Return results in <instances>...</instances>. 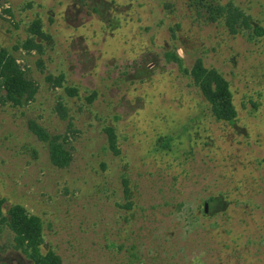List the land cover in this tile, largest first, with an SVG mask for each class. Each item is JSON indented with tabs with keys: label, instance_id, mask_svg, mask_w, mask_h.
<instances>
[{
	"label": "rangeland",
	"instance_id": "obj_1",
	"mask_svg": "<svg viewBox=\"0 0 264 264\" xmlns=\"http://www.w3.org/2000/svg\"><path fill=\"white\" fill-rule=\"evenodd\" d=\"M227 2L252 29L233 34L211 19L209 5ZM36 18L50 35L42 51L22 46ZM256 26L264 28V0H0V44L38 84L22 106L0 100L4 210L20 203L40 216L42 250L63 264H264ZM198 58L229 81L234 120L213 116L189 73ZM48 74H64V86ZM30 121L62 136L68 166L52 163ZM0 264H33L1 223Z\"/></svg>",
	"mask_w": 264,
	"mask_h": 264
},
{
	"label": "trees",
	"instance_id": "obj_2",
	"mask_svg": "<svg viewBox=\"0 0 264 264\" xmlns=\"http://www.w3.org/2000/svg\"><path fill=\"white\" fill-rule=\"evenodd\" d=\"M208 9L211 19H215V15L222 17L225 25L233 34L239 33L243 29H252L250 16L232 2L216 6L209 5ZM29 32L32 35L23 41V48L42 51L41 40H49L50 35L44 30L40 18L32 21ZM254 32L257 35H264V28L256 26ZM189 73L202 95L210 103L212 114L216 120L232 121L237 117L238 112L234 105L230 83L217 69L206 67L203 60L198 58ZM46 79L55 86L62 87L65 75L48 74ZM65 90L71 96L78 95V88L75 86H65ZM37 91V82L27 76L17 57L0 44V100L22 106L33 100ZM93 97L94 95H91L89 100H92ZM57 108L65 110L61 102ZM29 127L40 140L48 141L50 159L54 165L66 167L70 164L72 155L60 140L62 137L60 134L50 135L44 127L35 121H30ZM104 130L110 149L118 153L120 148L114 127L106 126ZM4 209L5 198L0 193V223L7 225L14 233L15 248L23 251L33 261V264H63L62 257L55 250H42L44 227L40 216L30 213L20 203L10 205L6 211Z\"/></svg>",
	"mask_w": 264,
	"mask_h": 264
},
{
	"label": "water",
	"instance_id": "obj_3",
	"mask_svg": "<svg viewBox=\"0 0 264 264\" xmlns=\"http://www.w3.org/2000/svg\"><path fill=\"white\" fill-rule=\"evenodd\" d=\"M207 207H208V203L205 202V203H204V211H205V212H207Z\"/></svg>",
	"mask_w": 264,
	"mask_h": 264
}]
</instances>
